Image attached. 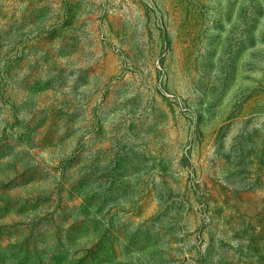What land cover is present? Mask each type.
Here are the masks:
<instances>
[{
  "label": "rangeland",
  "instance_id": "rangeland-1",
  "mask_svg": "<svg viewBox=\"0 0 264 264\" xmlns=\"http://www.w3.org/2000/svg\"><path fill=\"white\" fill-rule=\"evenodd\" d=\"M0 264H264V0H0Z\"/></svg>",
  "mask_w": 264,
  "mask_h": 264
}]
</instances>
